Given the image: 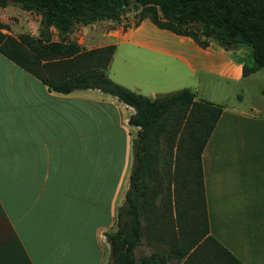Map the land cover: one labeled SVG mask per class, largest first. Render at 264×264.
Here are the masks:
<instances>
[{"label": "crops", "instance_id": "crops-1", "mask_svg": "<svg viewBox=\"0 0 264 264\" xmlns=\"http://www.w3.org/2000/svg\"><path fill=\"white\" fill-rule=\"evenodd\" d=\"M221 58L222 74L242 77V62ZM263 111L224 106L201 154L209 234L242 264H264ZM133 112L98 89L53 91L0 53V264L110 262Z\"/></svg>", "mask_w": 264, "mask_h": 264}, {"label": "trees", "instance_id": "trees-1", "mask_svg": "<svg viewBox=\"0 0 264 264\" xmlns=\"http://www.w3.org/2000/svg\"><path fill=\"white\" fill-rule=\"evenodd\" d=\"M10 2L40 13L43 28L38 37L12 36L1 31L0 22L2 55L53 91L98 89L134 109L128 124L139 129L131 143L133 164L117 229L106 235L109 264H242L209 234L206 212L201 154L223 106L196 98L189 88L154 97L131 90L106 73L114 45L81 50L67 35L75 24L118 20L139 9L141 18L190 37L201 48L212 40L224 50L249 45L252 64L241 68V76H247L264 67V0H0V7ZM50 27L57 40L50 39ZM160 198L166 199L162 211L174 216L171 226L161 225L153 235L168 249L137 259L141 217L154 211L158 223Z\"/></svg>", "mask_w": 264, "mask_h": 264}, {"label": "rangeland", "instance_id": "rangeland-1", "mask_svg": "<svg viewBox=\"0 0 264 264\" xmlns=\"http://www.w3.org/2000/svg\"><path fill=\"white\" fill-rule=\"evenodd\" d=\"M139 11L131 9L118 20L105 19L75 24L67 39L78 43L81 50L114 45L112 61L106 68L108 77L131 90H135L132 86H138L141 89L139 93L145 96L154 97L189 88L196 94V98H203L223 107H237L247 112L264 109V67L237 78L221 73L223 55L251 65L249 45L241 44L236 49L227 51L212 40L209 42L212 55L206 57L197 50V44L190 37L182 36L183 39H180L181 36L158 28L147 16L141 18ZM0 22L3 24L1 31L12 36L28 33L38 37L43 28L40 13L24 10L12 2L0 7ZM49 32L51 40L58 39L53 27L49 28ZM146 43L161 46L171 54L154 50ZM179 54L187 59L189 65L183 59L180 60ZM150 88L155 89L156 94L152 95ZM170 188L172 190V185ZM165 200L160 198L155 202L159 207L158 223L154 221V211L141 217L143 235L134 249L137 259L156 249H168L166 242L159 241L153 235L157 229L160 230L161 225H169L173 219L174 213L169 218L167 212L162 211Z\"/></svg>", "mask_w": 264, "mask_h": 264}]
</instances>
